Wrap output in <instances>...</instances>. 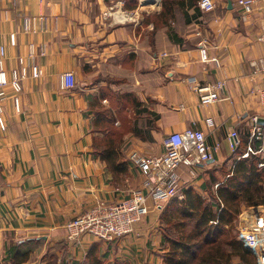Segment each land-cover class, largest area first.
Masks as SVG:
<instances>
[{
    "label": "crops",
    "instance_id": "crops-1",
    "mask_svg": "<svg viewBox=\"0 0 264 264\" xmlns=\"http://www.w3.org/2000/svg\"><path fill=\"white\" fill-rule=\"evenodd\" d=\"M198 1L0 0L5 68H14L16 57L27 56L33 45L34 63L43 72L34 79L28 67L20 112L9 89L4 102L1 264H90L91 258L102 264H167L166 204L109 243L91 236L70 243L65 225L100 201L126 199L144 180L130 154L160 156L169 134L190 127L204 131L211 146L219 144L216 161L195 168L194 176L181 169L182 187L208 198L250 145L252 119L264 126V98L257 92L263 78H250V60L264 55L256 24L243 22L229 0H214L211 13ZM26 18H34L29 34L23 32ZM203 38L219 66L202 61ZM66 72L76 78L72 90L62 86ZM190 78L200 85L225 81L226 97L200 105ZM232 130L240 139L235 150L227 137ZM114 131L121 137L118 172L97 151V141ZM253 147L263 149L257 156L264 160V140ZM263 214L264 206L250 207L237 222ZM233 263L241 264L240 258Z\"/></svg>",
    "mask_w": 264,
    "mask_h": 264
},
{
    "label": "built area",
    "instance_id": "built-area-1",
    "mask_svg": "<svg viewBox=\"0 0 264 264\" xmlns=\"http://www.w3.org/2000/svg\"><path fill=\"white\" fill-rule=\"evenodd\" d=\"M162 0H156L155 4ZM239 11L243 22H251L257 26L256 40L264 44V0H231ZM198 7L206 13L214 12L217 8L214 0H199ZM1 20V10H0ZM34 18H26L23 32H34L32 25ZM10 44L16 45V34H10ZM203 62H213L220 65L219 59L209 58L207 48L209 40L203 38L200 42ZM44 46L41 54H45ZM37 54L33 45L27 56L16 57V66L11 70L5 68L6 49L0 45V128L5 130L4 102L8 97L7 90H11V101L17 112L21 110V95L24 90V80L28 77V67H31L32 77L42 76L41 68L34 63ZM163 56H168L163 54ZM252 71L251 81L263 78V86L258 89L261 98H264V55L250 60ZM191 87L199 94L200 105H209L221 101L226 97L225 81L214 84L200 85L195 78L189 80ZM62 86L66 90L76 88L77 82L72 72L62 76ZM250 145L241 158L257 155L263 149L255 150L253 142L264 140V126L258 124V118L252 119ZM233 150L240 145L239 134L232 130L227 136ZM165 153L160 156H147L139 152H132L129 161L144 176L140 188L130 192L129 196L116 203L100 201L94 207L69 220L65 225V234L68 242L80 245L87 236L102 242H113L133 232L134 225L143 221L152 209L162 210L171 199L181 198L182 172L185 168L191 175H195V168L209 162L216 161L219 144L211 146L206 140L204 131L195 127L169 134L165 141ZM264 169V160L259 163ZM239 226V228H238ZM239 239L244 247L256 256L257 264H264V214L254 220L238 224Z\"/></svg>",
    "mask_w": 264,
    "mask_h": 264
},
{
    "label": "trees",
    "instance_id": "trees-1",
    "mask_svg": "<svg viewBox=\"0 0 264 264\" xmlns=\"http://www.w3.org/2000/svg\"><path fill=\"white\" fill-rule=\"evenodd\" d=\"M126 4V3H125ZM120 133L98 140V153L118 172L116 148ZM258 155V154H257ZM240 159L228 179L204 198L192 188H183L181 198L166 203L162 222L169 250L167 264H257L256 256L239 239L236 222L245 208L264 206V169L260 156ZM122 164V163H121ZM90 264H102L91 258Z\"/></svg>",
    "mask_w": 264,
    "mask_h": 264
},
{
    "label": "rangeland",
    "instance_id": "rangeland-1",
    "mask_svg": "<svg viewBox=\"0 0 264 264\" xmlns=\"http://www.w3.org/2000/svg\"><path fill=\"white\" fill-rule=\"evenodd\" d=\"M214 190H217V189H214ZM212 193H213V192H212ZM209 194H210V193H209ZM246 209H248V208H245V210H246ZM245 210H244V211H245ZM244 211H243V212H244ZM238 220H239V219H238ZM236 224H237L236 226H238L239 223L236 222ZM238 228H239V226H238ZM238 228L236 229L237 231H238ZM238 233H239V231H238Z\"/></svg>",
    "mask_w": 264,
    "mask_h": 264
},
{
    "label": "water",
    "instance_id": "water-1",
    "mask_svg": "<svg viewBox=\"0 0 264 264\" xmlns=\"http://www.w3.org/2000/svg\"><path fill=\"white\" fill-rule=\"evenodd\" d=\"M229 7L230 8L232 7V1L231 0H229ZM0 264H1V262H0Z\"/></svg>",
    "mask_w": 264,
    "mask_h": 264
},
{
    "label": "bare ground",
    "instance_id": "bare-ground-1",
    "mask_svg": "<svg viewBox=\"0 0 264 264\" xmlns=\"http://www.w3.org/2000/svg\"><path fill=\"white\" fill-rule=\"evenodd\" d=\"M145 1V0H144ZM146 1H156V0H146Z\"/></svg>",
    "mask_w": 264,
    "mask_h": 264
}]
</instances>
